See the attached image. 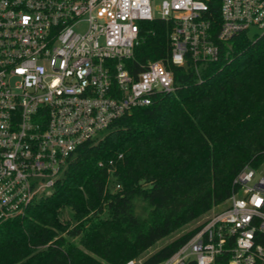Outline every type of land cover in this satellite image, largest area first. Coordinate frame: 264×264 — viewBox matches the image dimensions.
Masks as SVG:
<instances>
[{"label": "built area", "instance_id": "2783aa9c", "mask_svg": "<svg viewBox=\"0 0 264 264\" xmlns=\"http://www.w3.org/2000/svg\"><path fill=\"white\" fill-rule=\"evenodd\" d=\"M155 19L171 24L172 64L198 71L223 44L264 29V0H0L1 220L49 196L80 146L174 89L162 60L134 70L143 23ZM234 184L158 264H214L224 253L228 264H264V168L247 165Z\"/></svg>", "mask_w": 264, "mask_h": 264}, {"label": "trees", "instance_id": "16d2710c", "mask_svg": "<svg viewBox=\"0 0 264 264\" xmlns=\"http://www.w3.org/2000/svg\"><path fill=\"white\" fill-rule=\"evenodd\" d=\"M217 16L219 7L212 5ZM171 24L145 21L133 64L162 60L174 89L78 148L53 192L0 219V264H124L223 205L248 165L264 163V33L223 44L215 62L170 61ZM138 199L146 215L137 213ZM70 210L74 222L62 218ZM192 229L143 259L158 264ZM229 253L214 264H228Z\"/></svg>", "mask_w": 264, "mask_h": 264}, {"label": "rangeland", "instance_id": "374dc122", "mask_svg": "<svg viewBox=\"0 0 264 264\" xmlns=\"http://www.w3.org/2000/svg\"><path fill=\"white\" fill-rule=\"evenodd\" d=\"M262 33H264V29L263 28H259L256 25H253L248 31L247 34L250 37L255 38L258 35H261ZM104 133H101V135ZM262 168H264V165L261 166ZM64 173H61V176H63ZM138 204V208H137V213L141 214V215H146V210L144 209L145 203L141 200L138 199L137 201ZM220 206H216L214 208H212L209 212L199 216L198 218L192 220L191 222H189L187 225H185L184 227H182L181 229L175 231L174 233H172L171 235H169L168 237L163 238L162 240H160L159 242H157L155 245H153L152 247H150L149 249L145 250L142 254H140L137 257H134L132 259H136V260H143L145 259V257L153 254L154 252H156L158 249H160L162 246L168 244L169 242H171L173 239L177 238L178 236H180L181 234L188 232L192 229H195L200 223H202L205 218L212 213L213 211H216L217 209H220ZM62 218L65 220H71L74 222L73 219V215L72 212L70 210H64L62 212Z\"/></svg>", "mask_w": 264, "mask_h": 264}]
</instances>
